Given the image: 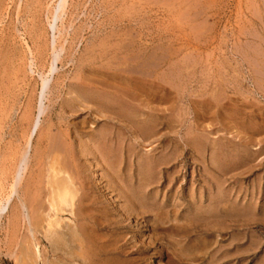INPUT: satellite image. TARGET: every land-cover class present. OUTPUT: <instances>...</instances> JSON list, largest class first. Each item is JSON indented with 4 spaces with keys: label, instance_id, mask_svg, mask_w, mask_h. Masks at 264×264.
<instances>
[{
    "label": "rangeland",
    "instance_id": "obj_1",
    "mask_svg": "<svg viewBox=\"0 0 264 264\" xmlns=\"http://www.w3.org/2000/svg\"><path fill=\"white\" fill-rule=\"evenodd\" d=\"M70 1L0 0V206L32 141L38 221L12 198L0 264H264V0ZM55 154L79 217L47 238Z\"/></svg>",
    "mask_w": 264,
    "mask_h": 264
},
{
    "label": "bare ground",
    "instance_id": "obj_2",
    "mask_svg": "<svg viewBox=\"0 0 264 264\" xmlns=\"http://www.w3.org/2000/svg\"><path fill=\"white\" fill-rule=\"evenodd\" d=\"M32 1V0H31ZM42 0H35V3L33 5L37 6L36 3H38V5L41 3ZM56 1V0H55ZM70 0H60L58 6L55 8V11L53 12L54 14L53 15V20L55 22H57L58 20L60 21L61 18L63 17V15L65 14V10L67 9L66 6H68V2ZM157 1V0H156ZM34 2V0H33ZM71 2V1H70ZM162 2V1H161ZM22 3V2H21ZM42 4V3H41ZM52 4V2H51ZM40 7V6H38ZM35 10L38 11V9L36 8ZM46 17V16H45ZM54 22V23H55ZM64 22V20H63ZM52 23V22H51ZM52 25V24H51ZM72 26V25H71ZM71 26L69 28H71ZM51 27V26H50ZM57 27V26H56ZM73 27V26H72ZM52 28V27H51ZM64 29V28H63ZM38 30V29H37ZM56 30V29H55ZM34 31V30H33ZM58 31V29H57ZM61 32V31H59ZM59 32H57L56 34H58ZM62 33V32H61ZM18 34V33H17ZM66 34H67V31H66ZM21 35V34H20ZM22 38V37H21ZM54 38V37H53ZM55 39V38H54ZM55 41V40H54ZM68 41V40H67ZM57 43V42H56ZM54 45V44H53ZM55 47V46H54ZM64 48V47H63ZM56 49V48H55ZM62 48H60L59 50H61ZM58 50V49H57ZM63 51V50H62ZM53 52V49L52 51ZM50 52V53H51ZM57 52V51H56ZM54 54L53 56V53H52V56H53V62H52V67H51V70H50V73L54 72V69H55V65L57 64V62L59 61V59L61 58L60 56V53L59 51ZM32 53V52H31ZM51 56V57H52ZM33 57V56H32ZM28 59V58H27ZM62 60V59H61ZM71 60V59H70ZM34 62V61H33ZM32 62V63H33ZM60 62V61H59ZM30 63V62H29ZM34 67V65L32 66ZM34 69V68H33ZM57 70V69H56ZM34 72V71H33ZM138 72V71H137ZM37 75V74H36ZM53 75V74H52ZM42 88H43V91H42V101H41V108H40V115L37 119V122L35 123V125H33V132H32V137H36L37 134L40 132L41 130V116L46 113L45 112V108H44V99H45V94L49 88V84H50V75L45 77V76H42ZM73 80V79H72ZM51 87V85H50ZM41 88V87H40ZM51 89V88H50ZM51 92V91H50ZM122 93V92H121ZM47 95V94H46ZM60 96V95H59ZM48 97V95H47ZM112 97V96H111ZM132 97V96H131ZM136 97V96H135ZM47 101V100H45ZM219 105V104H218ZM9 107V106H8ZM10 108V107H9ZM43 118V117H42ZM139 119V118H138ZM74 123V122H73ZM31 127V126H30ZM87 129V128H86ZM93 130V129H92ZM42 133V131H41ZM40 134V133H39ZM38 134V135H39ZM42 135V134H41ZM47 135V134H46ZM29 138V137H28ZM32 139V138H31ZM48 140V139H47ZM43 141V140H42ZM45 142V141H44ZM37 143V142H36ZM41 144V143H40ZM33 142L30 141L28 146H25V148L27 147L21 161H20V168L18 170L17 168V177L14 178L15 179V184L13 186V191L11 193V196L9 197V199L7 200L6 204H1L0 206V219L2 218V216L4 215H8V213H10V209H11V205H12V198H16V196L18 197L17 199L19 200V203H20V208L22 212V216L24 217L25 220H28L29 219V223L28 224L30 227H33L36 224V222L38 221H34L33 218L31 217V215H28L27 213L30 212V209H29V202H28V196H27V186L25 185L26 183V179H25V173L26 171H28V169L30 168L31 166V162H33V160L31 161V159L33 158L32 156V150H33ZM104 147V146H103ZM124 147V146H123ZM235 147V146H234ZM108 148V147H107ZM215 148V147H214ZM105 149V148H104ZM109 150V149H108ZM36 151V150H35ZM105 151V150H103ZM59 153V152H57ZM83 153V152H82ZM107 153V152H106ZM35 154V153H34ZM53 154V153H52ZM35 156V155H34ZM49 156V155H48ZM123 156V155H122ZM15 158V157H14ZM20 158V157H19ZM35 158V157H34ZM33 158V159H34ZM36 159V158H35ZM49 159H50V162L48 164V167H47V174H46V187H47V201H48V210H49V219L46 220L47 222V230H46V237L49 238V234H56V228L59 224V220L57 218V213H62V212H65L67 209H71V213L74 214V216L76 217H79L78 214L76 213V203L77 202V199L79 197V188L77 186V183H76V176L74 175V173L69 170V168H67V166L65 165V163H63V161H61V156L59 154H55V155H51L49 156ZM20 160V159H18ZM17 160V161H18ZM15 164V163H14ZM15 167H13L14 169ZM30 170V169H29ZM33 171V169H31ZM10 171V170H9ZM30 173V172H28ZM32 174V173H31ZM12 175V174H11ZM33 175V174H32ZM12 177V176H11ZM28 176H26L27 178ZM7 178V177H6ZM10 178V177H9ZM30 178V177H29ZM5 179V178H4ZM12 179V178H10ZM13 179V180H14ZM2 180V179H1ZM12 180V181H13ZM3 181V180H2ZM9 181V180H7ZM28 181V180H27ZM6 182V181H5ZM32 182V181H31ZM35 183V182H34ZM2 184V183H1ZM5 184V183H4ZM8 184V183H7ZM31 185V184H29ZM36 185V184H35ZM5 186V185H4ZM12 188V187H11ZM34 188V187H33ZM32 188V189H33ZM4 189V188H2ZM31 189V190H32ZM35 189V188H34ZM33 189V190H34ZM85 189V188H84ZM12 190V189H11ZM1 191V190H0ZM27 191V192H26ZM104 192V191H103ZM2 194V193H1ZM30 195V194H29ZM104 197H106L108 203L110 206H112L114 208V210L117 211V207L114 206V204L112 203V200L107 198L106 194L104 195ZM84 198V197H83ZM5 200V201H6ZM84 201V200H83ZM4 202V201H3ZM82 202V201H81ZM80 204V203H79ZM80 206V205H79ZM18 207V206H17ZM76 207V208H75ZM15 210V209H14ZM13 210V211H14ZM17 210V209H16ZM29 211V212H28ZM83 212V211H82ZM18 213V212H17ZM31 214V212H30ZM84 214V213H83ZM14 215V214H13ZM82 215V214H81ZM16 216V215H15ZM18 217V216H17ZM83 220H89V216L87 217H83ZM89 218V219H88ZM8 219V218H7ZM16 219V217H15ZM22 219V218H20ZM37 219V218H36ZM60 219V218H59ZM4 220V219H3ZM14 220V219H13ZM15 221V220H14ZM9 222V221H8ZM15 223V222H14ZM28 223V221H27ZM88 223V222H87ZM2 224V223H0ZM18 224V223H17ZM12 225V224H11ZM26 225V224H25ZM27 225V226H28ZM16 226V224H15ZM14 226V227H15ZM19 226V225H18ZM11 228V227H10ZM27 228V227H26ZM25 229V228H24ZM27 230V229H26ZM30 231V229H28ZM86 232L84 226L80 227L79 229V232ZM31 232V231H30ZM79 232L76 230L75 233H74V236L79 239ZM28 233V232H27ZM32 234H33V237L31 235V238L30 239H39L36 237V233L32 231ZM28 235V234H27ZM87 238V237H86ZM85 239V238H84ZM34 243L33 247L35 248V255H30L28 253L25 254L24 256V261H21L20 258H17V261H16V264H35V262L37 263V259H38V256H39V246L41 244V242L39 241H34L32 242ZM31 243V244H32ZM83 252V251H82ZM155 253V252H154ZM42 260V259H41ZM24 262V263H23Z\"/></svg>",
    "mask_w": 264,
    "mask_h": 264
}]
</instances>
